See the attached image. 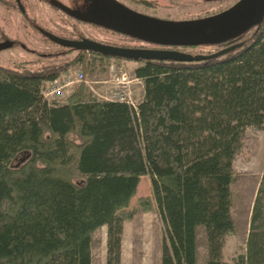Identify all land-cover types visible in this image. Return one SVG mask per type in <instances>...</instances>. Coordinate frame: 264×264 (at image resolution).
<instances>
[{"label":"trees","instance_id":"16d2710c","mask_svg":"<svg viewBox=\"0 0 264 264\" xmlns=\"http://www.w3.org/2000/svg\"><path fill=\"white\" fill-rule=\"evenodd\" d=\"M174 2V1H173ZM199 62L135 61L143 97L100 100L84 84L48 100L45 83L74 65H0V264H92L93 233L106 227L105 264H121L123 222L140 180L164 226L160 264H264V171L252 201L245 252L222 259L234 231V156L246 128L264 130V20L215 45L188 47ZM215 48L211 52L205 48ZM119 60V58H114ZM31 63V62H30Z\"/></svg>","mask_w":264,"mask_h":264},{"label":"rangeland","instance_id":"374dc122","mask_svg":"<svg viewBox=\"0 0 264 264\" xmlns=\"http://www.w3.org/2000/svg\"><path fill=\"white\" fill-rule=\"evenodd\" d=\"M124 6L141 14L170 21H184L212 16L223 12L238 0H117ZM174 1V2H173ZM6 3L12 0H4ZM66 8L80 12L86 6V0H78L72 5L70 0H56ZM27 7V18L22 17L16 10L11 11L0 4V29L9 39L22 41L29 50L35 53H28L19 47L0 52V65L16 68L24 65L27 68L39 69L46 65H62L76 56V53H66L63 48L46 40L29 25L30 22L40 25L52 32L57 37L68 36L64 34L67 27L74 26L81 34H86L98 43L119 48L137 47L139 42L126 36L114 33L103 32L100 29H92L65 14L51 11L48 5L39 4L38 0L22 1ZM53 10V9H52ZM29 19V20H28ZM50 19L53 23L49 22ZM59 30H55L52 24ZM215 48H205L202 51L211 52ZM59 53L53 58H38L40 53ZM184 52L191 49H182ZM64 52V53H63ZM62 53V54H61ZM91 59L87 72L83 73L81 65H74L59 77L62 82L65 78L82 72L84 79L81 82L73 83L66 88L64 97L76 89L79 84H84L88 90L98 99H110L118 85V80L125 76L124 83L133 91L135 103H139L143 97V83L136 79L133 70L137 63L131 60L114 59L100 61L95 57ZM31 62V63H30ZM48 89L45 83L43 91ZM52 100V98L50 99ZM242 149L234 156L232 167L235 172V179L231 186L232 208L231 216L234 220V231L227 234L222 250V259L231 262L238 254L245 252V242L248 232L250 211L252 201L256 195V189L260 177L264 171V130L259 128H246L242 133ZM151 198L150 181L148 176H143L137 187L134 197L131 199L126 212L137 210L129 219L123 222L122 243H121V264H160L161 238L164 232L162 220L156 207L152 204L150 210H142L140 200ZM198 249L197 262L203 264L205 258V242L203 239L204 230L197 228ZM92 264H105L106 258V227H101L92 235L91 244Z\"/></svg>","mask_w":264,"mask_h":264},{"label":"water","instance_id":"95a60500","mask_svg":"<svg viewBox=\"0 0 264 264\" xmlns=\"http://www.w3.org/2000/svg\"><path fill=\"white\" fill-rule=\"evenodd\" d=\"M214 1V0H209ZM54 5L72 18L101 27L128 38L158 46L196 47L225 43L259 25L264 20V0H238L223 12L204 18L170 21L131 10L117 0H90L85 11H72L58 2ZM42 34L63 47L131 61L199 62L234 51L244 41L209 55H190L179 51L119 48L81 39L65 40L48 32ZM8 46L0 45V50Z\"/></svg>","mask_w":264,"mask_h":264},{"label":"flooded vegetation","instance_id":"af4514ba","mask_svg":"<svg viewBox=\"0 0 264 264\" xmlns=\"http://www.w3.org/2000/svg\"><path fill=\"white\" fill-rule=\"evenodd\" d=\"M22 1H24L25 3H27V0H12V2H10L9 4L4 2V0H0V4L2 6H7L9 10L11 11H14V12H18L22 17L24 18H27V13L26 12V9L27 7H25V5H23ZM40 3L39 4H42L44 3L45 5H48V7L51 9V11H55V12H59V13H62V14H65L69 19H73L75 22H78L82 25H85L87 27H91L92 29H100L101 31L103 32H111L109 30H106V29H103L101 27H97L95 25H92V24H89V23H85V22H81V21H78L74 18H72L71 16H69L68 14H66L65 12H63L62 10H60L59 8H57L55 5H54V2L56 0H38ZM42 2V3H41ZM89 2L90 0H86V6L83 8L82 12L85 11L89 5ZM70 3L72 5L74 4H77L78 3V0H70ZM53 9V10H52ZM16 10V11H15ZM29 20V19H28ZM51 23H53V20L50 19ZM60 23H55V24H52L54 26H52L55 30H59V28L56 26ZM29 25L31 26V28H33L41 37L43 40H46L50 43H53L54 45H57V46H60L63 48V51L66 52V53H76L78 54V52H80V50H76V49H72V48H67V47H63L61 45H58L54 42H52L50 39H48L47 37H45L42 32H48L54 36H56L55 34H53L52 32H49L48 30L44 29L40 23H35V22H30ZM64 34H67L68 36L66 37H62V39H65V40H70V41H79L81 39H89V40H92V41H95V42H98L97 40H94L93 38H90L88 35L86 34H81L76 28H74V26H70V27H67L66 28V31L64 32ZM57 37V36H56ZM131 39V38H130ZM134 40V39H132ZM137 41V40H135ZM139 42V45L137 47H130V48H134V49H139V48H142V49H151V50H169V51H179V52H184L182 51V49H185V48H188V47H168V46H158V45H152V44H147V43H143V42H140V41H137ZM100 43V42H99ZM0 45L2 46H8V48L6 49H2L0 50V52L2 51H5V50H8V49H13V48H17L19 47L20 49L22 50H25L27 51L28 53H35V50H29L28 48H26V46L23 44L22 41H19V40H16V39H9L8 37H6L4 35V33L2 32V30L0 29ZM63 52V53H64ZM81 52H85V51H81ZM86 53V52H85ZM87 53H92V52H87ZM184 53H187V52H184ZM59 53L57 52H48V53H40L38 54V58H53L55 57L56 55H58ZM62 54V53H61Z\"/></svg>","mask_w":264,"mask_h":264},{"label":"built area","instance_id":"2783aa9c","mask_svg":"<svg viewBox=\"0 0 264 264\" xmlns=\"http://www.w3.org/2000/svg\"><path fill=\"white\" fill-rule=\"evenodd\" d=\"M65 78L62 82L59 79H55L53 81L48 82V89L43 91L44 96L50 100L53 99H62L64 97V92L67 87L73 85V83L81 82L84 79V74L82 72H76L73 76ZM125 76H122L118 80V85L115 89L114 94L110 99L106 100H119L125 101L130 105H134L133 91L127 84L124 83Z\"/></svg>","mask_w":264,"mask_h":264}]
</instances>
